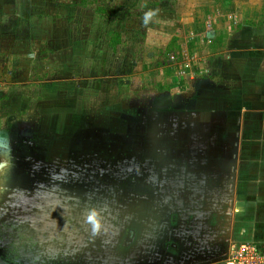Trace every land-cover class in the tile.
Listing matches in <instances>:
<instances>
[{
	"label": "rangeland",
	"instance_id": "obj_1",
	"mask_svg": "<svg viewBox=\"0 0 264 264\" xmlns=\"http://www.w3.org/2000/svg\"><path fill=\"white\" fill-rule=\"evenodd\" d=\"M227 5L0 0V185L66 212L25 264H136L139 242L171 264L164 234L194 249L181 264L264 245V100L207 66L205 21Z\"/></svg>",
	"mask_w": 264,
	"mask_h": 264
},
{
	"label": "crops",
	"instance_id": "obj_2",
	"mask_svg": "<svg viewBox=\"0 0 264 264\" xmlns=\"http://www.w3.org/2000/svg\"><path fill=\"white\" fill-rule=\"evenodd\" d=\"M216 2L228 5L221 13L211 14L205 21V24L208 22L209 25L205 30L210 31L207 35L210 38V46L216 49L214 54L208 52L207 66L209 75L212 76L210 81L215 85L214 78L222 79L226 76L228 79L219 86L222 88V85L228 84L227 81L235 84L230 78L235 74L240 81L238 89L244 98H256L263 103L264 0H216ZM218 15L222 21L226 17V23H216L215 17ZM217 26L222 30L216 28ZM260 112L264 111H256Z\"/></svg>",
	"mask_w": 264,
	"mask_h": 264
},
{
	"label": "flooded vegetation",
	"instance_id": "obj_3",
	"mask_svg": "<svg viewBox=\"0 0 264 264\" xmlns=\"http://www.w3.org/2000/svg\"><path fill=\"white\" fill-rule=\"evenodd\" d=\"M36 169H34L33 172L30 168L27 169L28 174L27 176L22 177V181L29 184V179L37 180V178H39L37 174L40 173H37ZM37 183L38 181L34 184L37 185ZM36 193L37 192L32 189L29 190L19 187L7 188L0 185V264H25L26 262L23 259V252H25L24 249L30 248L32 250L36 248L35 246L41 248L43 245V238L46 240V237L49 239V237L53 236L52 230L47 229V226H56L57 222H59V218L56 219L58 215H55L54 218H51L49 215L54 213L56 210L61 212L60 204L57 203L55 207L54 205H46L39 201L36 203L25 201V199H29ZM41 197V194L38 195V199ZM34 208H36V210L42 208V212L44 209H48V217L45 212L41 213L39 217L34 215ZM77 223L79 222L77 221ZM131 232L132 231L129 230V233ZM161 236L162 235H159V239ZM99 241L103 242L104 240ZM104 242H106V240ZM142 245L143 244L139 242L138 251L141 253L139 254L140 256L144 253L147 254V252L143 250L144 246L142 247ZM44 249L49 250L46 244ZM184 255L185 258L192 257L191 260H195V257L193 258V256L189 253ZM171 261L172 259H169L170 263ZM33 262L34 261L32 260L29 263L32 264ZM166 263L168 262H164V264Z\"/></svg>",
	"mask_w": 264,
	"mask_h": 264
},
{
	"label": "built area",
	"instance_id": "obj_4",
	"mask_svg": "<svg viewBox=\"0 0 264 264\" xmlns=\"http://www.w3.org/2000/svg\"><path fill=\"white\" fill-rule=\"evenodd\" d=\"M225 264H264V245L254 242L231 244Z\"/></svg>",
	"mask_w": 264,
	"mask_h": 264
},
{
	"label": "water",
	"instance_id": "obj_5",
	"mask_svg": "<svg viewBox=\"0 0 264 264\" xmlns=\"http://www.w3.org/2000/svg\"><path fill=\"white\" fill-rule=\"evenodd\" d=\"M25 201L26 202H30V203H36L37 201H39V202H41V203H43V204H46V205H49L50 203H54V204H56L57 205V202L55 201V199L54 200H51V197H48V196H44V198L43 197H41L40 199H38V193H36V194H34L33 196H31L29 199H25ZM230 202V201H229ZM60 211L62 212V214H64V213H66L64 210H65V207L64 206H61L60 205ZM25 209V208H24ZM39 209H41L42 210V208H39ZM54 210H56V209H54ZM230 210H231V208L230 207H228L227 208V213L229 214V212H230ZM16 211V210H15ZM44 211V210H43ZM57 212H58V210H56ZM60 212V213H61ZM119 212V211H118ZM120 212H122V214H124L125 215V209H121V211ZM85 214H86V212H85ZM130 216V215H129ZM83 217H86V218H88L89 216H86V215H82V218ZM128 217V216H127ZM136 217H138L137 215H136ZM56 219H58V216L56 217ZM129 219V218H128ZM123 220H126V219H123L122 218V221ZM126 222H128V220H126ZM148 226L150 227V229H152V230H154L153 229V224L152 223H149L148 224ZM117 229H119V228H117ZM110 232V231H109ZM109 232H107V233H104V234H107L105 237L107 238V240H110V239H113V238H116V235H111L110 236V233ZM155 236V235H154ZM153 235H149L148 236V239L149 240H153V237H154ZM147 238V237H146ZM147 247V246H146ZM146 247H144V248H146ZM155 248V247H154ZM142 256V255H141ZM144 258L143 259H145V261H147V263H145V264H153V263H155V259H151V257H149V258H147L146 256H143ZM180 259H182L181 257H178V256H175L174 258H172V261H171V264H181L180 263ZM81 264H83V263H81ZM86 264V263H85ZM140 264H143V263H140Z\"/></svg>",
	"mask_w": 264,
	"mask_h": 264
},
{
	"label": "trees",
	"instance_id": "obj_6",
	"mask_svg": "<svg viewBox=\"0 0 264 264\" xmlns=\"http://www.w3.org/2000/svg\"><path fill=\"white\" fill-rule=\"evenodd\" d=\"M130 234H132V235H134L133 234V232H131ZM178 235V232L177 233H175V235ZM176 235V236H177ZM180 238V237H179ZM175 239H177V238H174L173 239V237H171V238H168L167 236H165V235H162L161 237H160V239H159V242H161V244H165V243H167V242H169V248H171V249H173L174 251H175V255L176 256H178V257H181V258H184L185 257V255L184 254H187V253H189V252H193V250L191 251L190 249L191 248H189L188 250H183L182 249V246H183V244H185L186 245V243H182L181 241V238H180V240L178 239V240H175ZM176 241V242H175ZM157 241L155 240V242L154 243H156ZM157 244V243H156ZM191 247V246H190ZM222 255L219 257L220 259H222ZM144 257L143 256H140V255H136V264H140V263H143V264H145V263H147V261H145V259H143ZM219 258L217 259V260H219ZM151 259H152V257H151ZM214 262V261H216L215 260V258H210V259H208V260H203V261H201V263H209V262ZM200 263V262H199ZM195 264H198V263H195Z\"/></svg>",
	"mask_w": 264,
	"mask_h": 264
},
{
	"label": "clouds",
	"instance_id": "obj_7",
	"mask_svg": "<svg viewBox=\"0 0 264 264\" xmlns=\"http://www.w3.org/2000/svg\"><path fill=\"white\" fill-rule=\"evenodd\" d=\"M151 15H152L151 12H149V13L146 15L145 22H147V16H151Z\"/></svg>",
	"mask_w": 264,
	"mask_h": 264
}]
</instances>
